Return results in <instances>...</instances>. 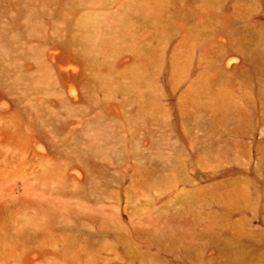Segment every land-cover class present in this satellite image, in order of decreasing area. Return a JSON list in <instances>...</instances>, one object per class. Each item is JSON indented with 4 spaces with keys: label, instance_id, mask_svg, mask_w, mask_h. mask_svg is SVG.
<instances>
[{
    "label": "rangeland",
    "instance_id": "1",
    "mask_svg": "<svg viewBox=\"0 0 264 264\" xmlns=\"http://www.w3.org/2000/svg\"><path fill=\"white\" fill-rule=\"evenodd\" d=\"M0 264H264V0H0Z\"/></svg>",
    "mask_w": 264,
    "mask_h": 264
},
{
    "label": "bare ground",
    "instance_id": "2",
    "mask_svg": "<svg viewBox=\"0 0 264 264\" xmlns=\"http://www.w3.org/2000/svg\"><path fill=\"white\" fill-rule=\"evenodd\" d=\"M241 116H237V117H234V118H232L231 120H237V118L239 119ZM230 118L229 117H227V116H222V115H215V117H214V119H213V123H212V125H211V127L212 128H217L220 124H222V123H224V122H226V121H228Z\"/></svg>",
    "mask_w": 264,
    "mask_h": 264
}]
</instances>
